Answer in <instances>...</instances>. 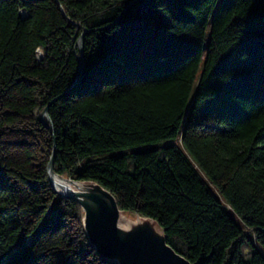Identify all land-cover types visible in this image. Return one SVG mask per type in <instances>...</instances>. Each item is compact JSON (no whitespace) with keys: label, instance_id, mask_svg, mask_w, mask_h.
<instances>
[{"label":"trees","instance_id":"1","mask_svg":"<svg viewBox=\"0 0 264 264\" xmlns=\"http://www.w3.org/2000/svg\"><path fill=\"white\" fill-rule=\"evenodd\" d=\"M55 144L192 263L264 264V0H0V264H116Z\"/></svg>","mask_w":264,"mask_h":264},{"label":"water","instance_id":"2","mask_svg":"<svg viewBox=\"0 0 264 264\" xmlns=\"http://www.w3.org/2000/svg\"><path fill=\"white\" fill-rule=\"evenodd\" d=\"M80 48L79 81L85 66L84 35ZM52 125L49 106L43 112ZM48 164L49 181L62 198L76 201L83 211V225L89 244L99 257L116 264H194L176 251L157 219L131 213L120 207L115 195L92 179H76L55 172L57 148Z\"/></svg>","mask_w":264,"mask_h":264},{"label":"bare ground","instance_id":"3","mask_svg":"<svg viewBox=\"0 0 264 264\" xmlns=\"http://www.w3.org/2000/svg\"><path fill=\"white\" fill-rule=\"evenodd\" d=\"M47 116H43V120L46 121Z\"/></svg>","mask_w":264,"mask_h":264}]
</instances>
